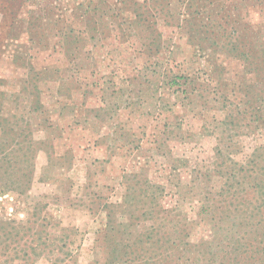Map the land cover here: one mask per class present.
<instances>
[{
    "label": "rangeland",
    "instance_id": "1",
    "mask_svg": "<svg viewBox=\"0 0 264 264\" xmlns=\"http://www.w3.org/2000/svg\"><path fill=\"white\" fill-rule=\"evenodd\" d=\"M0 264H264V0H0Z\"/></svg>",
    "mask_w": 264,
    "mask_h": 264
},
{
    "label": "trees",
    "instance_id": "2",
    "mask_svg": "<svg viewBox=\"0 0 264 264\" xmlns=\"http://www.w3.org/2000/svg\"><path fill=\"white\" fill-rule=\"evenodd\" d=\"M235 248H236V249H235ZM238 249H240V251H242L243 249L246 250V247H244L243 245L240 244V245H238V246H235L233 250H234V251H237Z\"/></svg>",
    "mask_w": 264,
    "mask_h": 264
}]
</instances>
